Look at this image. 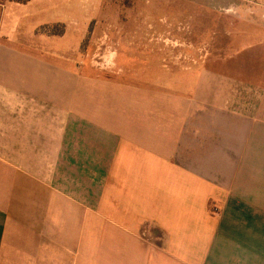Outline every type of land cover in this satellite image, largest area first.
Returning <instances> with one entry per match:
<instances>
[{"label":"crops","instance_id":"1","mask_svg":"<svg viewBox=\"0 0 264 264\" xmlns=\"http://www.w3.org/2000/svg\"><path fill=\"white\" fill-rule=\"evenodd\" d=\"M103 4L0 0V264H264V10L172 82L89 61Z\"/></svg>","mask_w":264,"mask_h":264},{"label":"rangeland","instance_id":"2","mask_svg":"<svg viewBox=\"0 0 264 264\" xmlns=\"http://www.w3.org/2000/svg\"><path fill=\"white\" fill-rule=\"evenodd\" d=\"M245 10H264V0H104L83 46L102 70L115 71L120 54L118 62L130 64L142 77L148 70L155 81L185 80L183 68L224 55L225 31ZM159 47L168 49L166 67H160Z\"/></svg>","mask_w":264,"mask_h":264},{"label":"trees","instance_id":"3","mask_svg":"<svg viewBox=\"0 0 264 264\" xmlns=\"http://www.w3.org/2000/svg\"><path fill=\"white\" fill-rule=\"evenodd\" d=\"M37 31L48 35H63L65 33V26L63 24L45 25L41 26Z\"/></svg>","mask_w":264,"mask_h":264}]
</instances>
